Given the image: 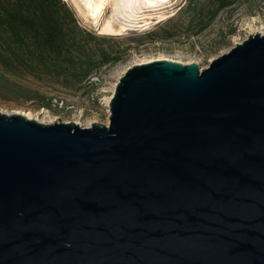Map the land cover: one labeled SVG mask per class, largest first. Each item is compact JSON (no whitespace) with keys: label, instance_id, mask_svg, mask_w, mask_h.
<instances>
[{"label":"water","instance_id":"95a60500","mask_svg":"<svg viewBox=\"0 0 264 264\" xmlns=\"http://www.w3.org/2000/svg\"><path fill=\"white\" fill-rule=\"evenodd\" d=\"M110 105L0 111V264H264V32L132 64Z\"/></svg>","mask_w":264,"mask_h":264},{"label":"rangeland","instance_id":"374dc122","mask_svg":"<svg viewBox=\"0 0 264 264\" xmlns=\"http://www.w3.org/2000/svg\"><path fill=\"white\" fill-rule=\"evenodd\" d=\"M65 1L73 8L82 26L113 37V47L120 51L121 58L95 68L89 77L74 86H64L53 78L23 76L19 80L38 89L41 94L27 102L0 97V111L23 113L44 123L107 124L111 98L120 77L130 65L170 59L184 64L198 62L202 69L251 33L264 32V0H235L215 15V5L210 0H197L196 9H185L189 0H170L171 3L150 10L120 33L102 32L103 25L113 21L111 16L118 0H102L106 10L98 19L89 15L78 0ZM201 6L205 8L202 10ZM158 17L162 19L154 22ZM147 18H152L150 25H138ZM150 31L154 34L149 35ZM168 31L172 34L168 35ZM42 103L50 104L42 106Z\"/></svg>","mask_w":264,"mask_h":264},{"label":"trees","instance_id":"16d2710c","mask_svg":"<svg viewBox=\"0 0 264 264\" xmlns=\"http://www.w3.org/2000/svg\"><path fill=\"white\" fill-rule=\"evenodd\" d=\"M210 1L215 15L235 0ZM197 7V0H189L185 9ZM112 40L82 26L65 0H0V97L27 102L40 95L19 80L23 76L53 78L64 86L82 82L121 58Z\"/></svg>","mask_w":264,"mask_h":264},{"label":"bare ground","instance_id":"6f19581e","mask_svg":"<svg viewBox=\"0 0 264 264\" xmlns=\"http://www.w3.org/2000/svg\"><path fill=\"white\" fill-rule=\"evenodd\" d=\"M81 5H84L89 15L98 19L106 10L102 0H78ZM170 0H118L117 7L111 18L113 21H108L103 25L102 32L104 33H120L127 25H133V22L141 17H144L150 10H158L165 6ZM171 3V2H170ZM152 18H147L144 23H138L140 26H148L153 21ZM162 17L154 19L159 22ZM123 20H126L124 22ZM263 32V31H262ZM28 116V115H26Z\"/></svg>","mask_w":264,"mask_h":264}]
</instances>
